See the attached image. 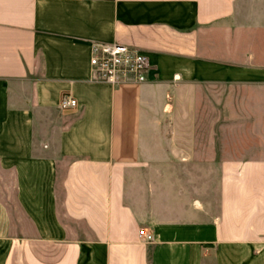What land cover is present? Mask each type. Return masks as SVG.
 <instances>
[{"label":"crops","instance_id":"0c3cea01","mask_svg":"<svg viewBox=\"0 0 264 264\" xmlns=\"http://www.w3.org/2000/svg\"><path fill=\"white\" fill-rule=\"evenodd\" d=\"M93 43L139 49L148 80L96 79ZM168 87L215 212L163 192ZM0 264H264V0H0Z\"/></svg>","mask_w":264,"mask_h":264},{"label":"rangeland","instance_id":"374dc122","mask_svg":"<svg viewBox=\"0 0 264 264\" xmlns=\"http://www.w3.org/2000/svg\"><path fill=\"white\" fill-rule=\"evenodd\" d=\"M169 87L167 88L166 92L163 93V100L158 101V117L162 119L161 124L159 125L158 129H160L161 133L164 134L163 141L150 143V149L153 150H162L164 157L161 160L163 162L161 165L164 168V170L169 171L170 166H179V174H171L169 172H164L162 176L164 177V185H167L163 187L164 193H169L170 189L169 186L172 185L173 192H178L180 194V197L182 198L184 204L193 202L195 205H197L200 201H203L204 204L209 205V207L212 209L213 212L216 211L217 208V175L210 174V175H202L200 173H196L192 171L186 170L187 162H191V159L187 158V151L190 150V148H196L197 152L203 149L202 143L198 142L195 143V146L193 147L192 142H173L171 140V131H170V113H171V104H170V91ZM160 102V103H159ZM165 120V121H164ZM161 121V120H160ZM186 128L183 129V132H185ZM245 145V143H243ZM250 144V143H247ZM180 148V152H182V155H184V158L181 156L178 157H172L171 156V149L174 148ZM153 159V164H154ZM191 165V164H189ZM152 165L147 164V169H149ZM173 177V184L170 180ZM154 183V182H153ZM171 187V186H170ZM154 188V185L152 186ZM160 190V189H159ZM159 194V191H158ZM199 201V202H198Z\"/></svg>","mask_w":264,"mask_h":264},{"label":"built area","instance_id":"2783aa9c","mask_svg":"<svg viewBox=\"0 0 264 264\" xmlns=\"http://www.w3.org/2000/svg\"><path fill=\"white\" fill-rule=\"evenodd\" d=\"M90 65L98 80L119 86L124 83H144L151 71L149 57L137 48L120 43H93ZM78 106L77 99L63 95L59 107L71 110ZM139 236L145 243L154 241V235L142 228Z\"/></svg>","mask_w":264,"mask_h":264}]
</instances>
